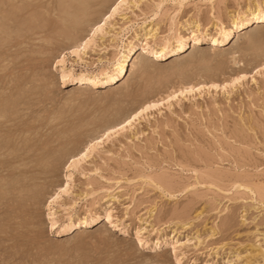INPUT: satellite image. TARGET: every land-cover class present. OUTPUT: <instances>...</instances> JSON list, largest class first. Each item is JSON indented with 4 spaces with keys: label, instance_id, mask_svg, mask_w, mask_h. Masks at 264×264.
Returning a JSON list of instances; mask_svg holds the SVG:
<instances>
[{
    "label": "rangeland",
    "instance_id": "rangeland-1",
    "mask_svg": "<svg viewBox=\"0 0 264 264\" xmlns=\"http://www.w3.org/2000/svg\"><path fill=\"white\" fill-rule=\"evenodd\" d=\"M116 1L0 0V264H264V22L231 25L264 0H140L92 36ZM129 43L113 84L60 80V57L110 71Z\"/></svg>",
    "mask_w": 264,
    "mask_h": 264
},
{
    "label": "bare ground",
    "instance_id": "bare-ground-1",
    "mask_svg": "<svg viewBox=\"0 0 264 264\" xmlns=\"http://www.w3.org/2000/svg\"><path fill=\"white\" fill-rule=\"evenodd\" d=\"M116 1V0H115ZM128 0H124V5L120 8V9H118L117 10V12L118 11H120V10H125L126 8H129V7H127V6H129V5H131L132 7L133 6H136L137 4H139V1L140 0H129L128 2H127ZM118 2V0L115 2V4H114V6L113 7H115V5H116V3ZM9 5V4H8ZM71 5H73V4H71ZM112 7V8H113ZM247 7V6H246ZM59 9V8H58ZM112 10V9H111ZM261 10V8H260V6L259 5H257V4H255L254 3V5H253V8H248L247 7V9H246V11L242 14V17H238V15H237V17H232L231 18V25H232V27L233 28H236V29H239V28H244V27H246L247 25H249L251 22H253V23H256V24H263V22L264 21H260L259 19H251L252 17H255L256 15H257V13L259 12ZM111 12V11H110ZM6 13V12H5ZM30 13V12H29ZM43 14V13H42ZM29 15V14H28ZM109 15V14H108ZM108 15H106V16H108ZM7 17V16H6ZM102 17V16H101ZM105 17V16H104ZM104 17H102V19H101V21L100 22H102L101 24H103V25H105V23L108 21V20H110V19H108L107 21H105L104 20ZM113 16H111V18H112ZM246 18H248V19H251V22L250 23H244L243 21H245V19ZM121 19H124V21L126 20V17H124L123 15H122V17H121ZM22 20V19H21ZM48 22V21H47ZM100 22L98 23V24H100ZM125 22H127V21H125ZM122 24V23H121ZM25 25V24H24ZM97 25V24H96ZM96 25L93 27V29L96 27ZM219 26V25H218ZM30 27H32V26H30ZM122 27H124V25L122 26ZM196 27V26H195ZM221 27V28H220ZM220 27H219V29H220V33H219V35L217 36V37H212L211 38V41H213V40H215L216 41V43L215 44H213V45H217V44H222V43H224L225 41H227L228 40V38L230 37V35H231V32H232V27H230V28H225V27H223V26H221L220 25ZM198 28V27H197ZM5 29V28H4ZM7 29V28H6ZM120 30H121V28H119ZM128 30L126 27L125 28H123V32H124V30ZM110 30H101V31H99V32H97V33H99L100 35H104V34H107L108 32H109ZM112 32V31H111ZM121 32V31H120ZM118 30L117 31H115V33H114V35L113 36H115V37H117L116 35H118L119 33H120ZM156 34H157V29L156 28H154V29H149L148 31H146L145 32V40H146V42H148L147 40H148V38H150V39H154V37H156ZM8 35V34H7ZM122 34H120V36H121ZM206 35V34H205ZM25 36V35H24ZM71 36V35H70ZM105 36V35H104ZM119 36V37H120ZM92 37V36H91ZM170 37V36H169ZM93 38V37H92ZM101 38V37H100ZM114 38V37H113ZM89 39V38H88ZM197 40H199L200 38H196ZM87 40V39H86ZM112 40V39H111ZM116 40V39H115ZM165 40V39H164ZM183 40L184 39H178L177 41H178V44L177 45H175L176 47L175 48H171L170 47V45L168 44V38H167V40H165V42L164 43H160L159 45H155L152 49H150V50H152V52L155 54V56H159V57H166V56H168L169 54H171V53H176V52H179V51H181L182 50V48H183ZM91 41H94L93 39H91ZM79 42V41H78ZM117 42V41H116ZM150 42V41H149ZM95 43V42H94ZM83 44V43H82ZM146 44H148V43H146ZM145 44V45H146ZM154 44V43H153ZM89 45V44H88ZM85 47H83V49H84ZM105 49V48H104ZM103 51V50H102ZM80 52V51H79ZM78 52V53H79ZM132 52H133V48H132V45L129 43L125 48H124V50L122 51V53L120 54V58L116 61V63L114 64V66H113V68L112 69H110V71H108L107 70V68L106 69H101L98 73H95V74H85V73H83V72H80V73H78V74H73V72H72V69H69V68H67L65 65H64V63H63V61H62V63L60 64V71L61 72H63V75L65 76V80L66 81H68V82H70L71 84H74L76 87H83V86H86V87H88V86H92V87H95V86H99V85H110V84H113V81L114 80H116V79H118V78H120V77H122V76H124V74H125V68H127V66L125 67V65H127L128 63H127V61L129 60V58H130V56H131V54H132ZM134 53V52H133ZM77 55V54H76ZM77 57H78V59L79 60H82V57L81 56H78L77 55ZM132 60V59H131ZM83 61V60H82ZM100 61V60H99ZM134 69V64H133V62H132V64H131V66H130V71H132ZM238 77V76H237ZM230 82V81H229ZM122 84V83H121ZM212 84V83H211ZM185 90V89H184ZM192 90V88L190 87V89H189V91H188V93H190V91ZM196 91V90H195ZM191 92H193V90L191 91ZM184 93V92H183ZM162 99V98H161ZM143 105V104H142ZM157 106H158V104H157ZM145 107V106H144ZM148 109V108H147ZM132 117H135V119H133V118H131V119H129V120H127V118H126V120H124V122H123V126H121L119 129L121 130V129H123V128H125V127H128V128H130V127H132V125H133V121H138V116H136V115H134V116H132ZM135 121V122H136ZM120 125V124H119ZM135 127V126H134ZM112 129V128H111ZM114 129H115V127H114ZM126 129V128H125ZM116 131L117 130H114L113 132H112V130H111V134L113 135L114 133H116ZM111 134H109L110 136H111ZM135 134V133H134ZM133 136V135H132ZM96 144V143H95ZM89 145V144H88ZM89 147V146H88ZM92 148H94V146H93V144H92V146H90L89 148H87V150H91ZM84 151V150H83ZM81 152V151H80ZM88 152H90V151H87V152H85V153H82L81 155H80V158H77V159H73L69 164H71V167H69V165H68V167H69V170L70 169H75V167H76V165L77 164H79L78 162H80V160H82V159H84V158H86V157H88V155L89 154H87ZM75 158V157H74ZM78 166V165H77ZM221 174V173H220ZM71 175V174H70ZM146 176H148V175H146ZM215 176V175H214ZM194 177V176H193ZM199 181V180H198ZM239 183V182H238ZM157 184V183H156ZM201 184V183H200ZM156 186V185H155ZM161 186V185H160ZM237 186V185H236ZM165 190V189H164ZM252 190V189H251ZM62 191H65V190H62ZM61 192V191H60ZM259 192V191H258ZM85 193V192H84ZM261 193V192H260ZM85 195V194H84ZM80 198V197H79ZM112 198V197H111ZM260 201V200H259ZM75 202V201H74ZM73 202V203H74ZM261 203H263V202H261ZM63 210H65V209H63ZM66 211V210H65ZM51 213V215H52V220L50 221V223H51V226H52V224H57V222H58V218H57V216H56V211H53V212H50ZM108 216V215H107ZM107 216H106V218H107ZM81 223H82V225L84 226V228H89V226H91V225H93L94 224V222H96L95 221V219H88V220H82V221H80ZM80 223V224H81ZM75 225V223L73 222V220L71 219V218H68V221L62 226V227H60L59 229H58V233L59 234H63L64 232H66V231H68V230H70L73 226Z\"/></svg>",
    "mask_w": 264,
    "mask_h": 264
},
{
    "label": "snow or ice",
    "instance_id": "snow-or-ice-1",
    "mask_svg": "<svg viewBox=\"0 0 264 264\" xmlns=\"http://www.w3.org/2000/svg\"><path fill=\"white\" fill-rule=\"evenodd\" d=\"M124 5V0H118V2L116 3L115 7L112 8L111 12L109 13L108 16L104 17V20L107 21L108 19L111 18V16L115 15L117 13V10L120 9L122 6ZM183 6V4L181 3V7ZM157 7H164L163 4L161 5H158ZM251 19H259L260 21H264V4L261 5V10L257 13V15L255 17H252ZM251 19H248L246 18L245 21H243L244 23H250L251 22ZM104 25L103 24H97L96 27L92 30V36H95L97 32L101 31L103 29ZM198 27V25H197ZM197 37V33L196 32H193L192 33V39L194 42L198 43L199 41L196 39ZM91 39L92 37H89V39L87 40H84L83 42V45L81 46V48L83 47H86L90 42H91ZM213 44L216 43L215 40L212 41ZM81 48H75L73 49V55L77 54L79 51H81ZM147 51V49H145ZM63 61V57H60V59H58L56 61V64L57 65H60ZM257 72H261V71H264V69L262 68H258L256 70ZM245 77L244 76H239L237 77V80H244ZM60 80L61 81H64L65 80V76L63 75V72H61V76H60ZM237 81H233V83L235 84ZM213 87H216V85H213ZM225 87H227V85H225ZM183 93H181L182 95ZM169 99H172V97H169ZM147 107L149 108H155L156 105L155 104H151V105H148ZM147 108H142L141 111H146ZM137 115H139V113H137ZM133 119H135V117H133ZM69 167H71V164H69ZM51 204L52 202L49 201V207L51 208ZM49 220L51 221L52 220V215L51 213L49 214ZM108 220H109V223L111 224V213L108 214ZM111 226L113 228L116 227L115 224H111ZM52 227L55 228L56 225L55 224H52ZM137 240L141 246V248L144 247V242L142 240L139 239V232H137ZM173 252H175V246H173ZM176 264H180V261H177Z\"/></svg>",
    "mask_w": 264,
    "mask_h": 264
}]
</instances>
